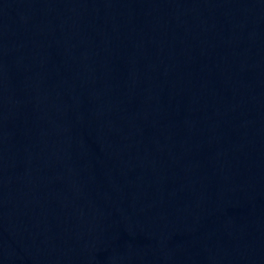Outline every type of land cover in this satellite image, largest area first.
<instances>
[{
	"label": "water",
	"instance_id": "1",
	"mask_svg": "<svg viewBox=\"0 0 264 264\" xmlns=\"http://www.w3.org/2000/svg\"><path fill=\"white\" fill-rule=\"evenodd\" d=\"M0 264H264V0H0Z\"/></svg>",
	"mask_w": 264,
	"mask_h": 264
}]
</instances>
